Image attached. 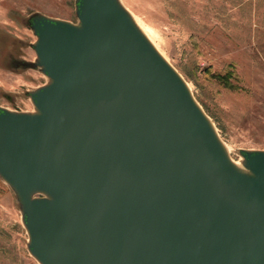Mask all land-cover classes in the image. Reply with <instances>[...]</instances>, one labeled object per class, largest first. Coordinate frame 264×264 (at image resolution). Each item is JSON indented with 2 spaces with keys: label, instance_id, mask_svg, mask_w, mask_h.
<instances>
[{
  "label": "water",
  "instance_id": "obj_1",
  "mask_svg": "<svg viewBox=\"0 0 264 264\" xmlns=\"http://www.w3.org/2000/svg\"><path fill=\"white\" fill-rule=\"evenodd\" d=\"M25 26L46 82L0 106V180L38 264H264V150L234 161L121 0Z\"/></svg>",
  "mask_w": 264,
  "mask_h": 264
},
{
  "label": "rangeland",
  "instance_id": "obj_2",
  "mask_svg": "<svg viewBox=\"0 0 264 264\" xmlns=\"http://www.w3.org/2000/svg\"><path fill=\"white\" fill-rule=\"evenodd\" d=\"M189 85L231 158L264 150V0H121ZM75 22L74 0H0V106L33 111L25 95L46 82L13 70L11 56L35 59L32 13ZM13 192L0 180V264H38Z\"/></svg>",
  "mask_w": 264,
  "mask_h": 264
},
{
  "label": "bare ground",
  "instance_id": "obj_3",
  "mask_svg": "<svg viewBox=\"0 0 264 264\" xmlns=\"http://www.w3.org/2000/svg\"><path fill=\"white\" fill-rule=\"evenodd\" d=\"M137 22V24L139 25V27L141 28V30L145 33V35L149 38V40L154 44V46H155V43L153 42V40H152V38H151V36L149 35V33H148V30H147V28L145 27V25H143L141 22H139V21H136ZM156 47V46H155ZM157 48V47H156ZM157 50H158V48H157ZM238 163V162H237Z\"/></svg>",
  "mask_w": 264,
  "mask_h": 264
},
{
  "label": "flooded vegetation",
  "instance_id": "obj_4",
  "mask_svg": "<svg viewBox=\"0 0 264 264\" xmlns=\"http://www.w3.org/2000/svg\"><path fill=\"white\" fill-rule=\"evenodd\" d=\"M10 61V60H9Z\"/></svg>",
  "mask_w": 264,
  "mask_h": 264
}]
</instances>
